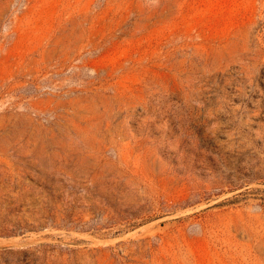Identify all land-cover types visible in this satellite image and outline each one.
<instances>
[{"label":"rangeland","instance_id":"rangeland-1","mask_svg":"<svg viewBox=\"0 0 264 264\" xmlns=\"http://www.w3.org/2000/svg\"><path fill=\"white\" fill-rule=\"evenodd\" d=\"M0 264H264V0H0Z\"/></svg>","mask_w":264,"mask_h":264}]
</instances>
